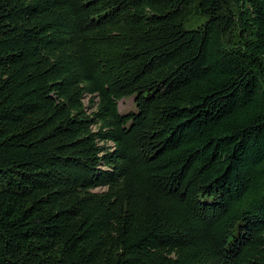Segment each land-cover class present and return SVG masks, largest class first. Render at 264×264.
<instances>
[{"label":"trees","instance_id":"trees-1","mask_svg":"<svg viewBox=\"0 0 264 264\" xmlns=\"http://www.w3.org/2000/svg\"><path fill=\"white\" fill-rule=\"evenodd\" d=\"M0 264H264V0H0Z\"/></svg>","mask_w":264,"mask_h":264},{"label":"rangeland","instance_id":"rangeland-1","mask_svg":"<svg viewBox=\"0 0 264 264\" xmlns=\"http://www.w3.org/2000/svg\"><path fill=\"white\" fill-rule=\"evenodd\" d=\"M86 103V101H85ZM118 110L121 114L128 113L130 111H135L134 98L127 97L118 101Z\"/></svg>","mask_w":264,"mask_h":264}]
</instances>
